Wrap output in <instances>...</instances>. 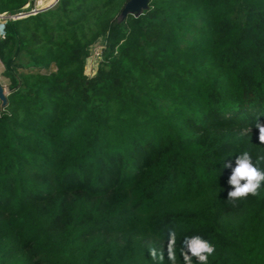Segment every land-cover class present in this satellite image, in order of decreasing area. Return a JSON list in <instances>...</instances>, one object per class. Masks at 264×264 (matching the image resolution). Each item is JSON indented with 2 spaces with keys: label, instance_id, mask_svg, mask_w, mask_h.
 <instances>
[{
  "label": "trees",
  "instance_id": "obj_1",
  "mask_svg": "<svg viewBox=\"0 0 264 264\" xmlns=\"http://www.w3.org/2000/svg\"><path fill=\"white\" fill-rule=\"evenodd\" d=\"M128 1L0 21V264H264V186L222 168L264 155V0Z\"/></svg>",
  "mask_w": 264,
  "mask_h": 264
},
{
  "label": "clouds",
  "instance_id": "obj_2",
  "mask_svg": "<svg viewBox=\"0 0 264 264\" xmlns=\"http://www.w3.org/2000/svg\"><path fill=\"white\" fill-rule=\"evenodd\" d=\"M261 141L264 142V135ZM260 163H264V155L258 156L254 163L248 151L236 156L234 161L229 159L223 162L222 168L231 170L227 181V202L234 205L239 199L259 195L260 188L264 186V170L257 167ZM187 249L190 253L189 262L195 258L198 264H208V257L215 252V246L200 236L190 238Z\"/></svg>",
  "mask_w": 264,
  "mask_h": 264
},
{
  "label": "built area",
  "instance_id": "obj_3",
  "mask_svg": "<svg viewBox=\"0 0 264 264\" xmlns=\"http://www.w3.org/2000/svg\"><path fill=\"white\" fill-rule=\"evenodd\" d=\"M57 1L58 0H31V2L20 11L17 12L5 11L3 13H0V21H7L9 19H17L29 14H35L40 10L52 6Z\"/></svg>",
  "mask_w": 264,
  "mask_h": 264
},
{
  "label": "water",
  "instance_id": "obj_4",
  "mask_svg": "<svg viewBox=\"0 0 264 264\" xmlns=\"http://www.w3.org/2000/svg\"><path fill=\"white\" fill-rule=\"evenodd\" d=\"M149 0H129L124 6L121 16L124 17L128 12L139 14L148 7ZM7 87L0 81V99L1 106L7 103Z\"/></svg>",
  "mask_w": 264,
  "mask_h": 264
},
{
  "label": "rangeland",
  "instance_id": "obj_5",
  "mask_svg": "<svg viewBox=\"0 0 264 264\" xmlns=\"http://www.w3.org/2000/svg\"><path fill=\"white\" fill-rule=\"evenodd\" d=\"M103 44L104 41L101 39L95 46L92 47V52L87 62V71L89 74L93 73L97 68L101 56L99 52ZM3 69H4L3 63L0 60V81L7 87V91H8L9 79L5 75H3L2 73Z\"/></svg>",
  "mask_w": 264,
  "mask_h": 264
},
{
  "label": "snow or ice",
  "instance_id": "obj_6",
  "mask_svg": "<svg viewBox=\"0 0 264 264\" xmlns=\"http://www.w3.org/2000/svg\"><path fill=\"white\" fill-rule=\"evenodd\" d=\"M264 135V129H261V136ZM261 138V137H260Z\"/></svg>",
  "mask_w": 264,
  "mask_h": 264
}]
</instances>
